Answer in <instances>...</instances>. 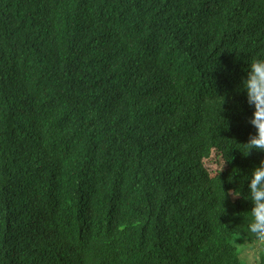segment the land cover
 Returning <instances> with one entry per match:
<instances>
[{
    "label": "trees",
    "instance_id": "1",
    "mask_svg": "<svg viewBox=\"0 0 264 264\" xmlns=\"http://www.w3.org/2000/svg\"><path fill=\"white\" fill-rule=\"evenodd\" d=\"M258 57L264 0H0V264H246Z\"/></svg>",
    "mask_w": 264,
    "mask_h": 264
},
{
    "label": "clouds",
    "instance_id": "2",
    "mask_svg": "<svg viewBox=\"0 0 264 264\" xmlns=\"http://www.w3.org/2000/svg\"><path fill=\"white\" fill-rule=\"evenodd\" d=\"M241 88L246 93L247 102L255 109L250 123L255 127L256 135L250 139L246 147L248 151L257 150L264 153V58H255L248 64L247 76L242 81ZM217 99L220 101V110L223 100ZM224 163L225 160L218 166L219 170L214 173L215 178L222 171ZM247 182L248 193L246 198L251 201L253 207L251 212L247 214L250 219L245 222L247 242L241 248L250 258L249 264H258L259 254L264 253V161L251 172ZM230 195L239 197L241 193L234 191ZM225 196L226 193L222 192L219 201V206L223 211L221 202L225 199ZM236 235H239V233Z\"/></svg>",
    "mask_w": 264,
    "mask_h": 264
},
{
    "label": "rangeland",
    "instance_id": "3",
    "mask_svg": "<svg viewBox=\"0 0 264 264\" xmlns=\"http://www.w3.org/2000/svg\"><path fill=\"white\" fill-rule=\"evenodd\" d=\"M205 166L211 171V173H215L219 170L218 168V162H215L214 158V153H212L210 156H208L205 161ZM247 242V239L245 238L244 240L238 242L237 248H238V253L240 255V258L242 261H244L246 264H249V257L245 254L244 250L241 248L245 243ZM264 255V253H261Z\"/></svg>",
    "mask_w": 264,
    "mask_h": 264
}]
</instances>
